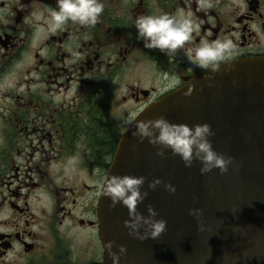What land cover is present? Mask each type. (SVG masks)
Wrapping results in <instances>:
<instances>
[{"label": "flooded vegetation", "instance_id": "obj_1", "mask_svg": "<svg viewBox=\"0 0 264 264\" xmlns=\"http://www.w3.org/2000/svg\"><path fill=\"white\" fill-rule=\"evenodd\" d=\"M91 27L48 30L56 0H0V264H105L98 203L123 119L202 72L138 41L139 15L191 12L225 61L264 59V0H102Z\"/></svg>", "mask_w": 264, "mask_h": 264}, {"label": "water", "instance_id": "obj_2", "mask_svg": "<svg viewBox=\"0 0 264 264\" xmlns=\"http://www.w3.org/2000/svg\"><path fill=\"white\" fill-rule=\"evenodd\" d=\"M229 71L213 75L211 81L201 72L184 87L146 107L138 119L165 116L174 123H208L214 135L213 148L234 158L221 174L213 169L200 173V163L185 167L178 156L140 142L127 128L121 136L107 177L111 174L145 176L148 195L138 205L147 215V205L167 221L158 238L143 241L130 236L124 226L126 207H110L100 195L99 235L105 264H112L107 243L126 246L120 264H264V59H244L225 63ZM223 68V66H222ZM195 85L191 96L183 93ZM160 178L155 190L148 182ZM175 186L168 192L163 184ZM200 208L202 215H189ZM199 224H203L200 230Z\"/></svg>", "mask_w": 264, "mask_h": 264}, {"label": "clouds", "instance_id": "obj_3", "mask_svg": "<svg viewBox=\"0 0 264 264\" xmlns=\"http://www.w3.org/2000/svg\"><path fill=\"white\" fill-rule=\"evenodd\" d=\"M197 9L206 11L213 7L212 0H195ZM102 0H56V7L48 12V30L56 33L69 22L85 27L94 26L104 12ZM137 40L143 43L146 49L159 50L165 55H175L178 50H185V55L191 64L206 73V79L211 81L213 75L229 71L225 65L229 54L233 50V41L228 37L214 40H201L199 46L185 49V45L193 41L194 33L199 32L200 25L193 18L191 12H178L170 14L139 15L134 20ZM223 66V68H222ZM195 85H189L184 91L185 96H191ZM125 127L132 129L133 137L140 142L147 140L156 149V155L165 157L167 152L178 156L185 167H191L194 161L201 165L200 173L206 174L213 169H218L221 174L228 172L229 166L238 167L232 156L217 152L209 137L214 135L208 123L189 125L174 123L165 116L138 119V113H131L123 119ZM146 177L128 174H111L102 183L101 195L115 208L120 204L127 208L128 219L124 226L130 236L143 241L148 238L156 239L167 229V221L157 218L158 212L151 204L147 205V215L138 210L148 195L144 190ZM160 178L148 182V188L155 190L162 184ZM164 188L174 193L173 184L164 183ZM189 215L200 217V208L189 209ZM203 230V224H199ZM115 241L107 243V251L112 264H120L121 258L126 257L127 249L123 244L116 245L118 251H113Z\"/></svg>", "mask_w": 264, "mask_h": 264}]
</instances>
